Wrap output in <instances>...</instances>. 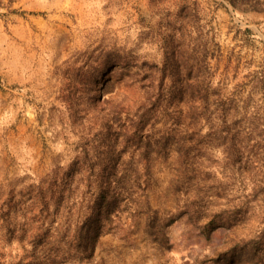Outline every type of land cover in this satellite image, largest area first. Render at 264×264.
<instances>
[{
  "label": "rangeland",
  "instance_id": "obj_1",
  "mask_svg": "<svg viewBox=\"0 0 264 264\" xmlns=\"http://www.w3.org/2000/svg\"><path fill=\"white\" fill-rule=\"evenodd\" d=\"M178 2L0 0V264H264V0Z\"/></svg>",
  "mask_w": 264,
  "mask_h": 264
},
{
  "label": "trees",
  "instance_id": "obj_2",
  "mask_svg": "<svg viewBox=\"0 0 264 264\" xmlns=\"http://www.w3.org/2000/svg\"><path fill=\"white\" fill-rule=\"evenodd\" d=\"M179 6L182 8V12H186L187 14H193L195 9L191 6V3H188V0H179L178 2ZM181 90V89H180ZM177 98L174 93L170 94L168 96V100H175ZM177 101L179 99H176ZM203 100V99H202ZM192 101V100H191ZM203 102V101H202ZM204 105L207 103L204 100ZM181 109V110H180ZM178 112L180 113L181 116L184 117H196L197 112V106L191 105L188 107V110H185L184 108H180ZM250 126L255 128L253 120L250 121ZM111 164H108L109 168ZM67 173H65L66 176ZM68 175V174H67ZM64 178V177H63ZM65 179V178H64ZM66 180V179H65ZM90 183L94 184L93 188H97V192H94V203H93V208L97 213L99 214L103 213L104 209H108L112 204H114L117 199V192L112 191V181L113 179L110 178L109 176H96L94 179H89ZM86 233H85V240L86 243H91L92 240L94 239V236H96L98 233L102 232L104 230V225L102 222L99 220V217L96 215V213L92 214L87 218L86 222Z\"/></svg>",
  "mask_w": 264,
  "mask_h": 264
}]
</instances>
